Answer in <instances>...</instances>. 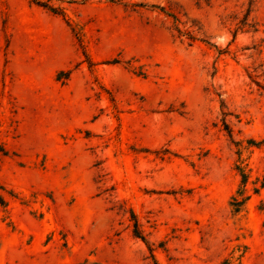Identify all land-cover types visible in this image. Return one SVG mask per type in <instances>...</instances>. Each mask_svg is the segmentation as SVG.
<instances>
[{"label":"rangeland","instance_id":"1","mask_svg":"<svg viewBox=\"0 0 264 264\" xmlns=\"http://www.w3.org/2000/svg\"><path fill=\"white\" fill-rule=\"evenodd\" d=\"M0 146V264H264V0H0Z\"/></svg>","mask_w":264,"mask_h":264},{"label":"trees","instance_id":"2","mask_svg":"<svg viewBox=\"0 0 264 264\" xmlns=\"http://www.w3.org/2000/svg\"><path fill=\"white\" fill-rule=\"evenodd\" d=\"M39 2V1H37ZM42 6H47L48 8H50V10L54 11L55 8L53 7H50L49 5H47L46 3H38ZM249 11V10H248ZM241 24H246L248 26H253L254 28L257 27V22H253L252 24L251 23H247V18L245 19V21H241ZM188 34V33H186ZM189 36V35H188ZM4 150L2 149V147L0 146V157L2 154H4ZM237 169L239 170L240 172V176H241V185H245V183L247 182V179H248V175L243 171V169L241 167H237ZM261 186H263V183H261ZM244 190V188L242 189V191ZM254 192H258V188L257 187H254ZM238 196L240 197H233L232 198V205L234 206V209L233 211L234 212H238L240 210V207L242 205V203L247 199V196H244L243 193H238ZM5 200L3 198V196L0 195V204L1 205H4L5 204ZM136 226L134 228V234L142 239H144V236L141 235V233L139 232V230L137 229V225H136V222H135V225ZM93 264H99V263H93Z\"/></svg>","mask_w":264,"mask_h":264}]
</instances>
